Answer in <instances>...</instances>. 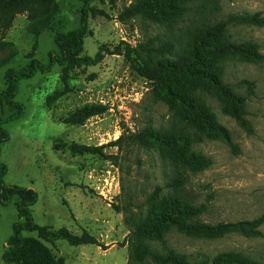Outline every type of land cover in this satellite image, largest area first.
<instances>
[{"label":"rangeland","instance_id":"rangeland-1","mask_svg":"<svg viewBox=\"0 0 264 264\" xmlns=\"http://www.w3.org/2000/svg\"><path fill=\"white\" fill-rule=\"evenodd\" d=\"M83 1L56 0L58 11L38 37L27 31L24 14L15 16L4 39L16 45L18 55L0 68V92L5 88V70L26 66L30 52L48 63V52L57 50L55 34L78 27ZM138 2L92 0L90 5L97 13L88 15L82 55L93 58L99 53L101 59L69 71L65 83L57 65L47 73L20 80L14 100L23 104L24 113L3 125L9 134L8 141L0 145V161L8 169L4 182L36 191L38 198L31 206L33 221L53 230L66 228L76 235L85 231L99 243L73 246L63 239L44 242L63 264H126L125 217L134 218L138 211H144L147 194L156 184H163L160 159L153 149L139 145L137 138L148 126L172 129L173 113L156 97L155 85L131 66L135 53L128 57L126 51L130 47L143 52L152 45L159 51L165 37L159 26L139 15L130 16L127 9ZM210 6L217 7L211 13L214 20L243 12L264 15V0H214ZM228 33L235 40L255 41L264 54V27L232 25ZM225 79L243 95L246 89L239 81L254 82V95L246 106L253 132L237 124L215 98L203 94L229 139L204 138L193 143V150L210 157L212 164L189 172L185 189L195 203L206 205L201 220L212 225L246 222L264 213V61H230ZM56 92L60 95L51 98ZM86 104H102L106 111L83 125L64 121ZM11 112L0 101V116ZM72 143L99 150L73 153L69 149ZM16 202L15 197L6 206L0 204V264H6L2 255L12 224L18 220ZM258 229L263 236L246 237L232 231L220 238H200L172 231L168 244L193 258L231 251L264 263V224ZM24 235L36 237L37 233Z\"/></svg>","mask_w":264,"mask_h":264},{"label":"trees","instance_id":"trees-1","mask_svg":"<svg viewBox=\"0 0 264 264\" xmlns=\"http://www.w3.org/2000/svg\"><path fill=\"white\" fill-rule=\"evenodd\" d=\"M91 1H83L77 28L55 34L53 41L57 50L48 52V63L34 58L30 52L26 66L5 70V88L0 92V101L12 112L6 117L0 116V145L9 139L4 123L20 118L25 110L22 103L14 100L20 80L47 73L57 65L61 67L65 83L69 71L94 65L101 59L99 53L93 58L82 55L83 41L88 32V15L97 13L90 5ZM213 2L139 0L127 9L130 16L139 15L164 30L165 39L159 51L153 45L143 52L127 47L126 55L130 57L132 52L135 53L131 66L139 76L155 85L156 97L173 113L174 125L169 130L148 126L137 138L139 145L156 152L164 169V180L147 194L144 211H138L134 218L125 217L128 228L126 264H264L231 251L213 257L193 258L168 244V234L172 231L200 238H220L232 231L246 237L263 236L258 227L264 224V213L246 222L212 225L201 220L206 205L195 203L185 189L189 172L204 170L212 164L210 157L193 150V143L204 138L229 139L228 131L217 121L203 94L215 98L227 115L252 133L251 123L246 118V106L248 98L254 95V82L247 79L239 81L240 86L245 87L246 95L232 89L225 79L226 65L230 61H264L258 43L235 40L228 33V27L232 25L264 27V15L243 12L214 20L211 13L217 7L210 6ZM57 11L56 0H0V68L18 55L16 45L4 39L15 16L24 14L27 31L38 37L48 28ZM183 22L186 24L180 27ZM59 95L56 92L51 98ZM105 111L106 106L102 104H86L69 113L64 121L83 125L87 119ZM69 149L77 154H93L99 150L74 143L69 145ZM7 170V165L0 161V204L6 206L16 197L18 220L12 224L2 255L6 264H63L44 243L57 239L73 246H99L97 239L88 232L76 235L66 228L53 230L36 224L31 214V206L38 198L36 191L30 187L5 184ZM24 232H36L37 236H27Z\"/></svg>","mask_w":264,"mask_h":264}]
</instances>
